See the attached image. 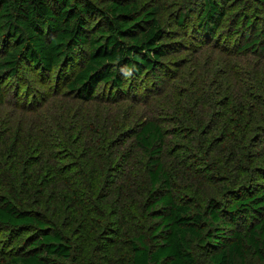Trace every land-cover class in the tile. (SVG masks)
<instances>
[{"label": "trees", "instance_id": "obj_1", "mask_svg": "<svg viewBox=\"0 0 264 264\" xmlns=\"http://www.w3.org/2000/svg\"><path fill=\"white\" fill-rule=\"evenodd\" d=\"M152 1L0 0V37L10 47L0 55V106L6 100L3 85L14 80L18 97L17 84L27 71L67 79L64 93L55 89L60 106L40 112V103L20 106V99L13 100L14 115L0 122V264H91L90 256L98 264H264V183L242 176V147L225 144L211 157L217 166L195 175L198 168L187 161L167 159V131L159 118L143 116L136 125L85 121L83 104L102 98L95 95L100 85L128 95L127 78L161 83L169 32ZM170 4L177 8L175 24L198 28L197 42L211 45L199 54L214 56L213 64L193 72L201 81L197 88L208 85L212 92L201 94V103L189 96L174 102L170 122L187 133L204 127L210 109L220 108L223 114L211 118L264 125V102L253 107L259 100L253 92L264 94V66L258 65L264 63V33L256 21L264 16V0ZM228 7L239 9L241 17L235 46L222 49L214 38ZM231 57L242 58L247 70L236 93ZM113 91L107 99L118 101ZM148 96L135 98L146 105ZM130 138L137 148L131 155L123 151ZM200 139L198 149L210 153L225 143ZM255 159L264 179V154ZM135 166L143 170L147 190L136 187ZM215 182L222 187L215 189ZM178 185L186 186L185 195L175 193ZM122 250L126 261L119 258Z\"/></svg>", "mask_w": 264, "mask_h": 264}, {"label": "rangeland", "instance_id": "obj_2", "mask_svg": "<svg viewBox=\"0 0 264 264\" xmlns=\"http://www.w3.org/2000/svg\"><path fill=\"white\" fill-rule=\"evenodd\" d=\"M93 1L101 4L106 0ZM152 2L161 7V12L165 15L164 27L166 31L169 32L167 37L168 39L166 40V43H168L167 56L161 60V70L163 71L161 83H156V79L151 77H146L145 80L141 78L136 83H130L127 78L125 80L123 91H129L128 95L123 94L122 91L118 94V91L116 92L111 88L109 89L108 86L100 85L95 95H99V97L102 96V98L94 101L93 103H89V105L86 103L83 104L85 110L83 115L86 119L85 121L87 125H98L95 122L97 119H99L102 123L99 125H136L144 118L143 116L159 118V121L165 125V129L167 131L166 155L169 157L167 159L171 163L175 159H177L178 162L185 160L188 165H191L193 170L198 168L197 171H199V173H195V175L204 176L202 173L203 171L215 168V165L217 166L216 163L212 162L213 160L211 157L216 156V154L224 148L225 144L232 143V146L229 147V149L233 147L234 150H237L242 147V154L247 158L246 162H243L240 168L242 170V176H244L251 183H264V179L261 178V172L257 170L255 166V161H257L255 158L261 153L264 154V125H261L260 128H257L255 125H232L231 123H226L225 120L221 118H211L213 113L223 114L224 111L220 112V108H215L214 110L210 109L209 114L206 117L204 127H198L197 129L187 133L170 122L174 120V118H172L174 116L172 110L174 102L179 103L183 100V98L189 96L187 100L192 99L201 103L204 101L202 95L204 98H207L212 92V90L208 88V85H204L202 88H197V83L201 81L198 77L193 75V72L196 73L201 71L205 62L206 66L210 63L213 64L211 61L214 56L212 54L203 56L199 54V51L203 49V47L204 52L211 51V45H209L208 42L202 46L197 42L193 34L196 30H198V28L195 31L192 29L189 30L187 28L177 26L174 23L172 17L175 13H177V8L171 6L170 3H173V0H153ZM238 11L239 9L237 8L232 9L231 7H228L226 9V16L216 31L214 41H216L215 44L222 47V49H230L232 46H235L234 44H236L237 35L234 33L237 21L241 17V14L236 15ZM256 15H258V13ZM188 21L194 28V24L196 22L195 16L192 15ZM256 21L258 24L262 25L264 33V16L261 19L257 18ZM197 37H200L199 33L197 34ZM9 48V43L0 37V55L6 52ZM238 57H231L227 60L233 63L231 68L235 69L238 73L235 74L236 84L231 89V91H234L235 93L240 82L245 83L242 79V72L247 71L246 66L244 65V60H242V58L238 59ZM81 60L77 63V65L79 63L81 65L83 64V61ZM196 63L200 65V68L196 66ZM259 64L260 66H264V63L261 61L258 62V65ZM220 68L221 66H214V71ZM208 70H210V67H208ZM262 70H264V68ZM30 72H25V80H22L20 81V84H17V90L20 91L18 97L14 90V86H16L15 82L13 83L14 80L9 79L3 85L5 88L6 100L5 105L0 106V122L10 120V118L14 115L15 110L13 108V100L16 104L20 99V106L25 103H31V105L35 102L40 103L41 107H39L38 110L40 112H44L54 104L56 106L57 104L60 106V99L56 97L57 93L55 89L58 88L57 91H62V93H64L66 91L65 85L67 83V79L57 81V78L56 76L54 77V75L45 79L41 76V74L37 73V75ZM70 78L71 77L68 79ZM146 88L149 92L148 90L146 91ZM112 91L118 94L120 101L107 99V97L111 95ZM251 91H253V89ZM253 93L259 99L257 103L253 104V107H255V105L263 107L261 106V103L264 102V94L262 95L259 92ZM143 94L149 95V102L146 105L144 103L141 104L140 101L135 98ZM222 99L223 96L220 100ZM140 108L143 110H139ZM204 108H200L199 113L201 110L204 111ZM78 109L80 110V107H78ZM203 119L205 118H200V121ZM206 125L210 126L208 131V126L206 127ZM206 131L208 133H205ZM194 133L196 135H194ZM202 136H207L212 140L225 143L222 146H220V144L214 145L211 149H214L215 153H210L207 149L205 150V148L198 149L201 144L200 137ZM227 137H231V140L228 141ZM233 141L235 142L233 143ZM1 149L4 151V148ZM123 151L129 155H131L134 151L137 153V148L133 144V140L131 138L126 140ZM249 159L251 160V163L249 162ZM172 166L174 165L172 164ZM135 169L140 170L141 167L135 166ZM192 175L194 174L192 173ZM212 175L215 174L213 173ZM132 176L135 180H137L136 187L138 185L139 188L141 185L142 190L148 189V183L146 180H143V170H140V172L137 173L135 172ZM189 181H191L192 184L194 183L190 179ZM221 187L222 185L220 182H215V189H220ZM185 189L186 186L179 188L178 185V188H175V193L178 196H183L186 194ZM112 238H115V236H112ZM122 255L126 256L122 257ZM119 258H121L122 261H126L127 250H122V252L119 253ZM89 260L91 261V264H98L96 259L92 256H90ZM249 264L262 263L257 260H250Z\"/></svg>", "mask_w": 264, "mask_h": 264}]
</instances>
